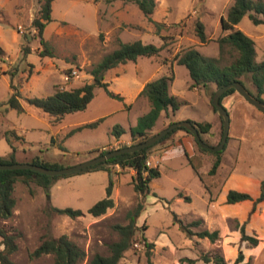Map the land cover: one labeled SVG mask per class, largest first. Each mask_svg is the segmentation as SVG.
Listing matches in <instances>:
<instances>
[{"label":"rangeland","instance_id":"rangeland-1","mask_svg":"<svg viewBox=\"0 0 264 264\" xmlns=\"http://www.w3.org/2000/svg\"><path fill=\"white\" fill-rule=\"evenodd\" d=\"M232 5L233 0H156L152 19L161 26L158 32L133 0H56L52 7L53 21L44 31V39L54 54L51 58L40 56L43 47L32 25L39 14L40 0H0V102L9 100L11 74H14V83L25 109V113H18L7 105L0 107V155L12 151L9 144L12 142L17 147L20 161L45 156L42 160L57 162L66 168L97 157L102 151L138 144L140 139L117 142L112 132L115 126H121L128 130L122 140L131 139L130 127L150 109L137 91L162 76L174 77L170 95L184 105L174 116L170 112L163 114L149 138L171 121L180 122L177 120L189 115L192 119L214 124L216 139L204 138L208 144L217 146L221 141V120L211 105L216 86L211 85L207 90L208 97L206 91L193 88L188 70L180 66L175 57L196 49L206 57L217 58L218 40L231 33L222 30L221 19L227 16ZM199 21L205 25L209 39L206 44H202L196 34ZM237 29L254 40L257 62L264 61V25L256 26L246 16ZM119 40L123 43L140 40L158 47L167 43L166 49L157 57L140 58L105 73L109 92L120 95L124 101L97 87L88 108L67 115L58 126L51 124L49 115L26 102L27 98H44L57 90H73L93 83L92 70L119 48ZM24 46L32 50L27 56L22 52ZM233 60V55L228 53L224 64ZM244 81L255 93L250 78ZM237 100L250 106L255 113L245 111ZM223 106L230 114V131L224 163L216 176L209 175L215 161L213 154L202 152L195 142L192 147L189 142H175L172 138L151 150L148 164L158 168L162 175L151 183V192L146 196L136 193L133 188L134 171L112 167L115 207L98 218L89 214V210L106 197L109 174L105 171L62 178L49 191L36 182L30 186L17 182L14 216L6 221L0 219L1 227L19 235L18 250L11 256L12 260L16 264H54L52 255L38 259L31 255L44 237L63 235L86 251L87 259L83 264H88L97 254L108 256L109 245L119 239L113 227L127 225L128 213L144 204L145 211L137 219L140 229L119 264H148V252L152 254V264H189L187 259L194 260L195 264H205V255L212 260L207 264H216V257L223 258L224 264H264V205H258L257 212H253V206L248 204L229 205L223 192L229 172L254 178L248 180L245 177L244 181L242 176L236 177L235 187L252 191V194L258 191V188L253 189L254 180L264 181V113L237 92L225 98ZM100 119L103 122L97 128L84 129L67 137L74 129L73 123H94ZM54 136L57 142L62 141L61 145L68 153L52 144ZM103 145L105 149H101ZM91 151L98 154H90ZM189 158L202 175L203 182L190 165ZM187 197L190 202L186 201ZM53 208L80 210L84 215L71 219L55 213ZM175 215L184 225L203 220L200 227H191V230L194 233L219 231V240L212 243L197 236L189 237L175 220ZM242 227L248 235L259 240L258 246L242 240ZM144 237L152 244L151 249L145 246ZM4 248L0 237V251ZM241 255L243 259L239 260Z\"/></svg>","mask_w":264,"mask_h":264},{"label":"trees","instance_id":"trees-1","mask_svg":"<svg viewBox=\"0 0 264 264\" xmlns=\"http://www.w3.org/2000/svg\"><path fill=\"white\" fill-rule=\"evenodd\" d=\"M54 1L56 0H40L41 6L39 14L32 23L33 27L36 28L38 32L37 37L39 38L40 44L43 47V50L40 53L41 57H54L49 43L44 39V31L47 25L53 21L52 7ZM133 1L138 6L139 10L144 14V16L148 18L150 22L154 23L158 29V32H160V24L153 21L152 19V16L156 10V0ZM246 16L250 18L254 25H264V0H233V5L229 9L227 16L221 19L222 30L230 31L231 33L218 40L219 56L217 58L206 57L199 53L196 49H189L182 54H177L175 59L180 66H184L188 70L190 78L193 82V88L209 90L211 85H215L217 91L228 84L236 82L243 84L247 88L244 79L250 78L252 85L256 89V92L254 93L248 88L247 90L255 98L264 102V61L261 63L257 62V52L254 40L244 34L241 30L237 29L238 25ZM196 34L202 44H206L209 41L206 35L205 25L201 21L197 23ZM166 47L167 43H164L162 46L158 47L153 44H145L140 40L132 43H123L119 40V48L105 56L104 59L92 70L91 75L94 77L93 83H86L83 86L73 90H57L53 95L44 98H27L26 102L29 105L41 110L43 113L49 115L51 118V124L53 126H58L63 122L67 115L85 111L90 103L94 100L95 89L97 87L104 88L109 92V84L106 83L104 79H101V77H104L106 72L115 69L120 65L128 64L129 62H137L140 58L157 57L163 50L166 49ZM228 49L230 50L228 51ZM31 51L32 50L29 46H24L22 49V52L25 56L30 54ZM228 53L233 55L234 60L229 64H224L225 56ZM11 75L12 80L10 88L12 89V94L7 102H0V107L7 105L9 109L16 110L18 113H25V109L21 103V93L14 83V74ZM173 82V76H162L148 82L144 86L140 93V97L146 99L147 103L150 105V111L146 115L140 117L138 119L137 125L131 128L130 134L133 140L140 139V143H143L150 139L151 137L149 138V136L156 127L162 115L169 112L175 114L181 108V106L184 105V103L180 102L178 98L170 95V86ZM235 93L236 91L234 89L229 90L221 98V104L223 105V100L225 98ZM109 94L115 99L124 101V98L120 95H116L111 92H109ZM212 109L216 114H218L216 108L213 105ZM219 118L221 120L222 139L223 122L220 116ZM102 122L103 119H100L97 122L79 127L71 131L67 137H71L75 133L83 131L84 129L97 128ZM191 122L196 125L202 139L208 144L204 137L210 136L212 134L213 125L211 123ZM173 123L175 122L171 121L168 126ZM166 128H163L162 130ZM179 131L186 132L188 135L194 138V136L185 128H178L166 136L157 145L162 142L170 141ZM125 133L126 131L121 126H115L112 132V134L117 139H119ZM61 143L62 141L57 142V137H52V144L59 146L63 153H68L66 148L63 147ZM195 143L202 152L213 154L215 156V161L213 162V165L209 171V175L216 176L223 163V155L226 147L222 152L212 153L208 150L202 149L196 140ZM9 144L11 146L12 152L6 157L0 156V164L11 165L17 163H28L50 169L65 168V166L62 164L57 162L49 163L42 160L41 158H33L30 161H20L17 158V148L14 147L12 142H9ZM155 146L133 154L115 157L106 163L89 168L83 172L64 177H48L28 170L0 171V219L6 221L13 218L17 205L16 199L14 197L15 185L19 181L23 182L27 186H30L32 182H36L39 187L49 191L56 184V182L62 178H69L99 171H105L109 174V185L106 190V197L96 203L89 210V214L96 218L104 216L110 209L115 207V201L113 199V191L115 187L112 168L113 166H118L124 171L131 170L135 172V175L132 178V184L136 193L146 196L151 192V183L154 180L159 179L162 175L158 168H152L148 164L151 150ZM109 152L110 151H102L100 154H98V152L95 151L91 152L90 154L97 153V157H99ZM189 160L190 165L193 167L196 174L203 182L202 175L198 172L197 167L193 164L191 158H189ZM226 199L229 205H236L247 201H252L254 203L253 212H255L258 205L264 202V181L261 183L260 196L257 199H254L249 193L234 189H230L228 191ZM186 201L190 202L191 199L187 197ZM53 211L59 215L67 216L71 219H78L84 215L82 211L73 210L70 208H53ZM144 211V204H139L134 210L128 213L127 217L129 223L127 225H115L113 229L118 233L119 239L109 245V255L101 256L97 254L88 262V264H119L124 258L125 253L132 247L134 243V237L137 231L140 229L137 225V219ZM175 220L180 223L181 228L188 234L189 237L197 236L200 239H208L212 243H215L220 238L219 231L211 232L209 230H203L194 233L191 230V227H200L204 223L203 220L194 221L189 225H184L182 220H180L177 215H175ZM241 233L242 240L250 243L253 246L259 245V240L255 236L248 235L245 227H242ZM0 237L3 240V245L5 247L3 251H0V263L16 264L12 260L11 256L18 250L16 241L19 238V235L9 233L0 226ZM143 240L145 242V246L151 249L152 244L147 242V238L144 237ZM47 255H52L54 257V264H83L87 259L86 251L73 242L67 235H63L59 238L44 237L39 247L32 253L31 257L33 259H38ZM151 256V252H148V264H152ZM242 259L243 255L240 256L239 260ZM203 260L205 264L212 261L206 255L203 256ZM214 260L216 264H224L225 262L223 258L218 257L214 258ZM187 261H189V264H195L194 260L187 259Z\"/></svg>","mask_w":264,"mask_h":264},{"label":"water","instance_id":"water-1","mask_svg":"<svg viewBox=\"0 0 264 264\" xmlns=\"http://www.w3.org/2000/svg\"><path fill=\"white\" fill-rule=\"evenodd\" d=\"M101 79H104V77H101ZM231 89H234L249 104H251L253 107H255L256 109L264 113V102L255 98L243 84L236 82V83L228 84L218 89L212 98V105L216 108L223 122V136H222L221 142L217 146H211L205 143L196 125H194L191 121L185 120V121L175 122L171 124L166 129L152 136L150 139H148L147 141L143 143L133 145V146H128V147L117 149V150H113L105 155L81 162L79 164H76L70 167H66L62 169H50V168H45V167L34 165V164L17 163V164H11V165L0 164V171L28 170V171H33V172H36L38 174L48 176V177L70 176V175L83 172L97 165L106 163L115 157H119V156L126 155V154H133V153L151 148L157 145L166 136H168L170 133H172L178 128H185L189 133H191L194 136L196 142L199 144V146L202 149L208 150L212 153L222 152L225 149L226 144L228 143V139H229L230 114L227 111V109L221 104V98Z\"/></svg>","mask_w":264,"mask_h":264},{"label":"crops","instance_id":"crops-1","mask_svg":"<svg viewBox=\"0 0 264 264\" xmlns=\"http://www.w3.org/2000/svg\"><path fill=\"white\" fill-rule=\"evenodd\" d=\"M146 85V84H145ZM145 85H142L139 89H138V96L140 97V93H141V91L143 90V88H144V86ZM201 91H206V97H208L207 96V90H201ZM198 93H200V92H198ZM238 101V103L240 104L239 106H242V108L245 110V111H247L248 113H255V112H253V110H252V108L250 107V106H247L246 104H244V103H242V102H240V100H237ZM242 101V100H241ZM147 107H149L150 108V105L147 103ZM149 111H150V109H149ZM176 114V113H175ZM175 114H173V116L175 115ZM161 119V118H160ZM138 120V119H137ZM182 120H188V121H194V122H197V123H210V122H208V121H205V120H202V119H198V120H196V119H192V117H190L189 115H186V116H183L181 119H179V120H177V121H182ZM159 122V121H158ZM173 122H176V121H173ZM137 123V122H136ZM87 124H90V123H81V122H76V123H73L72 125H71V127H73L74 129L73 130H75V129H77V128H79V127H82V126H84V125H87ZM158 124V123H157ZM170 124V123H169ZM213 126H214V124L213 123H211ZM217 124H218V119H217ZM137 124H135L134 126H132V127H135ZM132 127H130V129H129V132H130V130H131V128ZM156 127H157V125H156ZM216 127H217V129H218V125H216ZM124 129V128H123ZM126 132L128 131V130H126V129H124ZM213 130H214V127H213V129H212V134L209 136L210 138H212V139H216V134L217 133H215V132H213ZM59 135V134H58ZM58 135H56V136H58ZM124 135V134H123ZM122 135V136H123ZM131 135V134H130ZM56 136H54V137H56ZM60 136V135H59ZM122 136L119 138V139H117L116 138V140L115 141H117V142H131V140H132V137H131V139L130 140H128V141H124V140H122ZM174 139H175V142H189L191 145H192V147H193V142H195V140H194V138L193 137H191L190 135H188L186 132H183V131H179L178 133H176L175 135H174V137H173ZM207 138V137H206ZM14 145V144H13ZM14 147H16L15 145H14ZM17 148V147H16ZM101 149H105V147H104V145L101 147ZM12 152V151H11ZM10 152V153H11ZM92 152V151H91ZM9 153V154H10ZM8 154V155H9ZM1 156V155H0ZM5 156H7V155H4V156H2V157H5ZM40 158L41 159H45V156H40ZM223 163H224V160H223ZM222 163V164H223ZM222 166V165H221ZM221 168V167H220ZM220 170V169H219ZM88 174V173H87ZM240 174H234L233 172H229L228 173V178L226 179V183L224 184V186H223V192H224V197H225V199L227 198V193H228V191L230 190V189H234V190H238V191H241V192H245V193H249L254 199H257V198H255L256 196H258V195H260V187H261V181L262 180H259V181H257L256 179L254 180V188L253 189H255V188H258V191H257V193L256 194H252V191H249V190H244V189H242V188H239V187H235V185L237 184V180H236V177H238ZM242 176V179L241 180H244L245 179V177H246V179H248V180H253L254 178H251V177H249V176H245V175H241ZM241 176H239V177H241ZM244 181H246V180H244ZM252 189V190H253ZM226 201H227V199H226ZM251 205V206H253V208H254V203L252 202V201H247V202H244V203H240V204H236V205H234V206H241V205ZM263 205H264V202L262 203V204H260V206L261 207H263ZM257 212V211H256Z\"/></svg>","mask_w":264,"mask_h":264}]
</instances>
